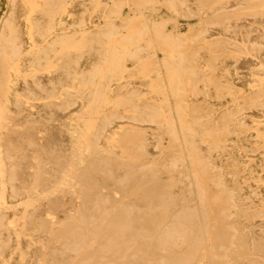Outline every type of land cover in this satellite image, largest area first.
<instances>
[{"label": "bare ground", "instance_id": "6f19581e", "mask_svg": "<svg viewBox=\"0 0 264 264\" xmlns=\"http://www.w3.org/2000/svg\"><path fill=\"white\" fill-rule=\"evenodd\" d=\"M33 6L0 22V264H264V0Z\"/></svg>", "mask_w": 264, "mask_h": 264}, {"label": "rangeland", "instance_id": "374dc122", "mask_svg": "<svg viewBox=\"0 0 264 264\" xmlns=\"http://www.w3.org/2000/svg\"><path fill=\"white\" fill-rule=\"evenodd\" d=\"M27 2L28 5L33 6L34 0H25ZM8 2L9 0H0V22L2 20V18L4 17L7 8H8ZM34 7V6H33ZM123 13L127 12V7H123L122 8ZM183 12V11H181ZM158 17H164L167 18V27H172L174 24L178 25L179 28L182 29H186L188 26H194L197 27L198 23H199V19L197 15L194 16H189L187 13L183 12L181 14H173L171 13L170 10H168L166 7L161 6V5H157V8L155 10V13ZM83 60H87V58H84ZM17 69L20 70H24V69H28L27 66L25 65L24 61L21 60L19 63V67ZM19 70L16 69H11V76H10V80H11V89L9 90L8 94H7V98H1L0 97V104L2 103V107L4 110V117H3V126L0 127V137L4 136V132L7 128H11L13 125V121H12V116L15 114V108L12 104V99L14 96V92H13V88L17 85L16 81L18 79L17 74ZM198 101L197 103H202V96L199 95L198 96ZM228 100H229V96L226 97H221L220 99H213V98H209V102L210 105L213 108H216V110H220L222 108H224L227 104H228ZM70 129L75 130V135L79 134V130H80V125L76 122H70V124L68 125ZM230 143H232L230 141ZM254 149V147L246 144L243 146V150L247 153L250 151H253L254 154H256L257 157H260L261 154L259 153L258 150H252ZM81 154L80 152H77L76 154V161H77V165H81V158H80ZM3 161V150L2 148H0V162ZM2 203V202H0ZM3 205V204H2ZM1 205V206H2ZM24 256L25 257H29L30 256V251L28 248H24ZM23 264H30L27 263L25 260H22Z\"/></svg>", "mask_w": 264, "mask_h": 264}]
</instances>
